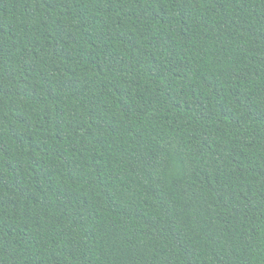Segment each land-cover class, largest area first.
<instances>
[{"label": "trees", "instance_id": "trees-1", "mask_svg": "<svg viewBox=\"0 0 264 264\" xmlns=\"http://www.w3.org/2000/svg\"><path fill=\"white\" fill-rule=\"evenodd\" d=\"M0 264H264V0H0Z\"/></svg>", "mask_w": 264, "mask_h": 264}]
</instances>
